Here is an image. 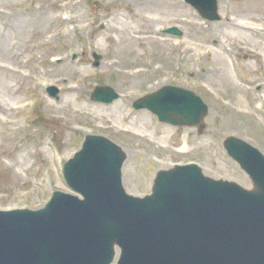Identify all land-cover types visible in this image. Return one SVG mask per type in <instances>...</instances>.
I'll return each mask as SVG.
<instances>
[{
  "label": "rangeland",
  "instance_id": "374dc122",
  "mask_svg": "<svg viewBox=\"0 0 264 264\" xmlns=\"http://www.w3.org/2000/svg\"><path fill=\"white\" fill-rule=\"evenodd\" d=\"M217 3L220 19L207 21L184 0H0V209H37L52 191L70 192L60 167L86 133L122 147V183L134 196L149 193L155 172L174 164L196 163L207 176L249 187L222 141L233 135L264 154V0ZM168 27L182 35L164 33ZM117 37L135 53L116 54ZM105 85L119 97L91 101ZM164 85L207 104L201 134L132 109Z\"/></svg>",
  "mask_w": 264,
  "mask_h": 264
},
{
  "label": "water",
  "instance_id": "95a60500",
  "mask_svg": "<svg viewBox=\"0 0 264 264\" xmlns=\"http://www.w3.org/2000/svg\"><path fill=\"white\" fill-rule=\"evenodd\" d=\"M186 2L202 17L219 19L215 0ZM48 91L56 96L55 88ZM116 97L107 87L92 94L107 103ZM133 106L151 110L160 121L189 126L208 110L198 96L175 87ZM223 146L252 189L207 177L195 164L175 165L158 171L151 194L139 198L123 189L122 149L86 135L62 167L67 186L83 198L55 191L38 210L0 211V264H110L115 247L117 264H264V156L232 136Z\"/></svg>",
  "mask_w": 264,
  "mask_h": 264
},
{
  "label": "bare ground",
  "instance_id": "6f19581e",
  "mask_svg": "<svg viewBox=\"0 0 264 264\" xmlns=\"http://www.w3.org/2000/svg\"><path fill=\"white\" fill-rule=\"evenodd\" d=\"M44 16V14H42V16L41 17H43ZM154 21V20H153ZM119 32H122L123 30H118ZM128 34H132V33H130V32H127ZM128 36H131V35H128ZM112 46H111V48H112V50H115V52H116V54H120V55H124V53H131V52H133V51H135V50H137V48H135V47H133L134 45H132L131 43H130V41H125V40H123V45H124V47H125V50L121 47V44H122V42H121V38H119V37H117V38H115L113 41H112ZM133 53H135V52H133ZM132 54V53H131ZM216 55V54H215ZM218 58V61H219V66H220V69H219V71H218V74H222L223 73V64H222V61H221V59L219 58V57H217ZM233 91H234V93L235 94H237V92H238V90L237 89H233Z\"/></svg>",
  "mask_w": 264,
  "mask_h": 264
}]
</instances>
